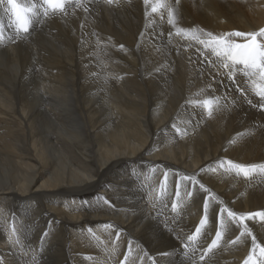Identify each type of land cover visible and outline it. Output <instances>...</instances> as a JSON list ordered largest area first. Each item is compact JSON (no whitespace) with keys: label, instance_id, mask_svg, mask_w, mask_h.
<instances>
[{"label":"bare ground","instance_id":"1","mask_svg":"<svg viewBox=\"0 0 264 264\" xmlns=\"http://www.w3.org/2000/svg\"><path fill=\"white\" fill-rule=\"evenodd\" d=\"M20 2L27 32L0 3V264L258 262L264 217L227 211H264V82L199 41L264 29V0Z\"/></svg>","mask_w":264,"mask_h":264},{"label":"snow or ice","instance_id":"2","mask_svg":"<svg viewBox=\"0 0 264 264\" xmlns=\"http://www.w3.org/2000/svg\"><path fill=\"white\" fill-rule=\"evenodd\" d=\"M110 3L111 0H108ZM150 0H145V4H148ZM0 3H3V0H0ZM9 7V11L12 13L16 23L18 30H23L25 32L28 31L30 25V17L31 15H37L35 12V5L28 6L27 4H23L20 0H7ZM43 5H47L44 9L45 15L48 12V9L52 10H63L65 7L66 0H42ZM163 6V0H152L151 12H157ZM169 24H173V13L169 11ZM177 33L191 36L193 39H198V37L192 32V30H183L177 29ZM243 37L245 38L244 42H237L235 40H231L230 36ZM210 37L207 40H200L199 42L206 47H210L216 53V55L223 57L227 60L232 66L242 65L241 71L244 72L245 75L249 77H259L260 81L264 82V43L260 42L258 36L264 37V29H259L258 32L254 33H242L235 32L233 34H225L223 36H216L211 33L208 34ZM225 66H228L227 64ZM257 94L264 98V83L261 85H257ZM204 105L206 108H211V101L205 100ZM230 164L233 162L229 161ZM238 174L242 173L245 177L249 176L250 172L255 170V166L249 165H233ZM203 187V186H201ZM223 210L219 216L222 215ZM227 215L231 217L233 220H237L240 223H246L247 219L254 218L256 216L264 217V211H260L257 213H246V214H237L231 210L227 211ZM203 222V221H202ZM199 231V229H197ZM220 237V232H217V238ZM191 239V237H189ZM253 239V249L256 248L255 237ZM216 241H213L215 244ZM261 259L257 262L253 256H249L246 258L244 264H264V246L259 248Z\"/></svg>","mask_w":264,"mask_h":264},{"label":"rangeland","instance_id":"3","mask_svg":"<svg viewBox=\"0 0 264 264\" xmlns=\"http://www.w3.org/2000/svg\"><path fill=\"white\" fill-rule=\"evenodd\" d=\"M38 3V4H37ZM36 4L37 5H40L39 3L40 2H37ZM36 8H38V10L41 12V13H43V11H41L42 9L41 8H39V7H36ZM9 22H12V21H10V20H8ZM13 24H14V22H12ZM23 31V30H22ZM208 49L205 45H203V49ZM201 50V49H200ZM201 57H204V59L207 61V62H209V60L210 61H212L211 62V64L212 65H214V64H216L217 65V67H216V65L214 66V68L215 69H218V67H220V66H222V65H224L225 64V62L224 61H226L223 57H221L220 58V56H218V55H214V54H212V55H209L208 57L207 56H201ZM216 58V59H215ZM223 58V59H222ZM212 59V60H211ZM219 59V60H218ZM216 60V61H215ZM218 60V61H217ZM221 60V61H220ZM219 62H221V63H219ZM237 66L239 67V66H241V65H238L237 64ZM229 67H233L232 65H229ZM234 67H236V65L234 66ZM195 236L197 237V235L195 234ZM191 240V239H190ZM190 244H192V247H193V250H195V252H193L194 254L196 253V250H197V245H196V242H192L191 241V243ZM195 244V245H194ZM219 249V248H218ZM214 253L212 252L211 254H209L207 257H206V253H203V255L201 256V257H199V258H197V259H195L196 261L193 263V264H207V259H210L211 260V257L212 256H210V255H213ZM202 259V260H201ZM152 260H154V261H157V259H152ZM200 261V262H199ZM153 263H155V262H152L151 261V264H153Z\"/></svg>","mask_w":264,"mask_h":264}]
</instances>
